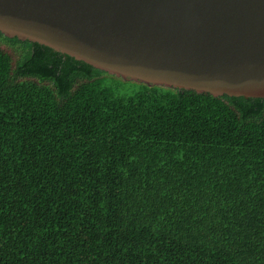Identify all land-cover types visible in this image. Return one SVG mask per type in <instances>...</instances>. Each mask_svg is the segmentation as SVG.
I'll use <instances>...</instances> for the list:
<instances>
[{
    "label": "trees",
    "instance_id": "obj_1",
    "mask_svg": "<svg viewBox=\"0 0 264 264\" xmlns=\"http://www.w3.org/2000/svg\"><path fill=\"white\" fill-rule=\"evenodd\" d=\"M0 264H264V99L0 32Z\"/></svg>",
    "mask_w": 264,
    "mask_h": 264
},
{
    "label": "water",
    "instance_id": "obj_2",
    "mask_svg": "<svg viewBox=\"0 0 264 264\" xmlns=\"http://www.w3.org/2000/svg\"><path fill=\"white\" fill-rule=\"evenodd\" d=\"M0 32L127 82L264 99V0H0Z\"/></svg>",
    "mask_w": 264,
    "mask_h": 264
}]
</instances>
